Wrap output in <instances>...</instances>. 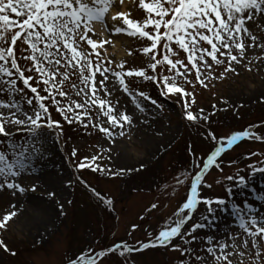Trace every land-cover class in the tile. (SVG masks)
I'll return each mask as SVG.
<instances>
[{"label":"rangeland","instance_id":"1","mask_svg":"<svg viewBox=\"0 0 264 264\" xmlns=\"http://www.w3.org/2000/svg\"><path fill=\"white\" fill-rule=\"evenodd\" d=\"M132 5L129 18L138 22L145 20L147 12L140 6L139 0H133ZM12 18L17 19L14 15ZM116 26H122V21ZM108 27V36L103 38L108 43L103 48L97 45L101 63L115 71H121L118 65L123 64L125 73L128 70H144L148 75L159 77L175 74V70H168L170 66L157 65L155 71L148 68L154 61L150 59L152 54L143 52V48L151 43L147 38L130 36L127 32L117 34L113 30V22ZM246 27L258 38L264 37V16L256 13L251 21H246ZM82 47L91 48L90 45ZM173 48H176L174 43ZM20 51L17 50V57L21 67H30L22 59ZM24 55H28V52L25 51ZM186 57L187 53L179 50L178 57L170 58H179L188 63ZM90 58L95 63L94 53ZM157 58H161V55ZM206 59L213 64V68L210 77L207 70L202 69L204 84L196 79L195 69H192L187 72V81L190 83L185 77L178 76L177 86L183 87L184 92L194 98L190 109L194 115L199 110L209 115L207 122L188 121L181 98L174 93L163 94L158 82L125 75L129 92H125L119 81L112 78L111 95L100 94L111 105L134 117L133 124L124 128L125 136L117 135L114 139H109L97 126H92H107L103 111L108 110V104L100 111L99 104L92 105L91 99L83 93L77 96L76 91L85 85L70 66L62 68L68 77L63 85L58 86L68 93V97L57 99L62 104L86 102L85 108L89 110V115L83 119L85 123L91 119V125L85 128L77 122L75 128H80V131L75 130L71 137L66 138V149H63L56 132L49 130L42 142L43 155H33L29 161V171L22 173L17 180L26 191L14 194L11 189H0V219L9 211H18L17 217L9 221L6 228L0 229V240L8 249L5 251L0 246V264H69L81 256H93L98 250L108 248L117 241H126L130 246L148 242L166 226H174L175 214L186 203L196 174L203 169L209 154L222 143L226 144L224 138L242 130L255 131L254 134L264 136V50L254 45L247 55V61L251 63L246 61L235 65V73L224 72L227 62L217 66L210 57ZM66 63L62 60V64ZM177 69L185 71L181 65H177ZM221 74L224 78H220ZM108 75L112 77L111 73ZM18 86L24 87L22 82ZM140 92L156 100L159 107L152 105L151 99L139 97ZM184 92L181 97L189 99L184 96ZM134 95L142 101L145 108L143 113L133 103ZM25 97L32 98L27 89L23 95L17 94L16 101L27 109ZM10 99L6 93L0 94V100ZM76 111L83 113L84 109ZM3 112L8 114L6 109ZM52 113L54 119L64 121L54 108ZM7 130L14 135L21 133L15 139L0 140V148L8 152V158L12 159L8 148L11 140L19 144H31L32 139L15 127H8ZM66 130L70 128L66 127ZM144 133L153 140H143ZM213 134L215 140L212 139ZM117 148L127 160L124 161L123 156L118 158L117 155L122 153L115 151ZM74 150L76 156L72 157ZM222 154L216 164L202 175L203 182L198 194L201 202L194 211H184V214L190 213L192 219L182 232L190 231L196 223L205 224L204 228L194 233L195 240L186 236L185 239L192 242L185 243V240L177 237L167 246L156 250L149 248L134 256H121L119 251L108 252L103 257L95 256L97 264H199L195 257L200 256L205 257L204 264H216L213 256L205 251L209 246L217 249L215 255L220 257V264H227L220 255V245H227L224 255L228 256L231 264H261L255 253L260 251L264 257V238H256L257 248L247 231L255 230L258 226L264 227V172L256 170L264 167V139L245 137L240 144ZM93 156L98 159L93 161ZM77 162L86 165L82 173L76 170ZM219 163L222 164L221 169H217ZM97 165L112 173L121 169L140 168V171H125L121 176H114L106 171H93ZM229 176L233 179L228 180ZM241 176L245 178L243 184L240 183ZM177 178L184 183L178 184ZM86 182L89 186L84 185ZM32 185L38 186L37 192L30 191ZM51 190H57L58 202L49 200L47 193ZM28 196L43 197V204L47 202L51 207L46 205L33 212L27 226L20 218V211L28 210ZM218 198L224 199L225 205L217 206L215 201ZM241 198H251L250 203L234 212ZM204 199L214 202V211L203 203ZM106 200H111L112 205H107ZM153 203L157 205L155 209L151 207ZM60 204H63L62 211ZM48 208L51 211H47ZM48 213H54L52 221L38 219V215L46 217ZM236 214L239 216L237 220L234 219ZM253 216L260 223L249 225L247 230L242 229L240 225L250 221ZM209 237L212 239L209 240ZM245 241H248L247 247L244 246ZM177 246L181 250H174Z\"/></svg>","mask_w":264,"mask_h":264},{"label":"snow or ice","instance_id":"2","mask_svg":"<svg viewBox=\"0 0 264 264\" xmlns=\"http://www.w3.org/2000/svg\"><path fill=\"white\" fill-rule=\"evenodd\" d=\"M126 2L127 0H0V61H2L0 63V94L6 93L11 97L8 101L0 100V136L13 138L14 133L7 129L15 127L18 131L27 133L32 139L31 144H19L11 140L8 148L11 150L12 159L8 158V152L0 148V189H11L14 194L17 191L24 193L26 189L17 183V180L22 173L29 171V161L33 155H43L42 142L46 133L52 130L58 137L62 135V123L52 118L49 105L69 124L79 122L85 128L91 125V119L88 123H85L83 119L84 116L89 115V110L85 108L86 102L62 104L57 99V97H68V93L58 86L63 85L64 80L68 77L67 72L62 71V68L70 66L85 85L84 88L76 91L77 96L83 93L84 96L91 99L92 105L99 104L100 111H103L104 106L108 104V110L103 111V116L107 118V126H92H97L99 131L109 139H114L117 135L125 136L124 128L133 124L134 117L126 111H120L109 101L101 98V93L111 95L112 78L119 81V85L125 92H129L125 75L127 77H143L149 82H158L163 94L174 93L181 98L188 121L203 120L207 122L210 117L208 114H204L203 110H199L196 115L190 110L194 98L184 92L183 87L177 86V77L183 76L187 81V72L195 69L196 79L204 84V79H201L204 75L202 69L207 70V75L210 77L213 68V64L209 63L206 57H210L217 66L227 62L224 72L235 73V65H241L247 61L248 52L254 45H258L261 50H264V37L258 38L246 27V21H251L256 13L264 16V0H151L147 3L145 0H139L140 6L147 12V18L138 22L129 18V13L117 11L111 16L113 30L117 34L127 32L130 36L139 35L147 38L151 43L150 46L143 48V52L152 54L150 59L154 61L148 65V68L155 71L157 65L170 66L168 70H175V74L159 77L148 75L144 70H128L125 73L123 64L118 65L121 71H115L100 62L101 57L100 52L97 51V45L99 44L103 48V45L108 41L99 39L100 34L95 30V23L99 22L107 26L106 15L110 9L113 6H123ZM13 15L17 19H13ZM121 21L122 26H116ZM173 43L176 46L175 49ZM5 45L7 46L5 47ZM82 45H90L91 48L86 49ZM17 50H21L22 59L28 62L30 67H21L17 58ZM179 50L187 53L188 63L179 58L175 60L170 58L178 57ZM25 51L28 52V55H24ZM93 53L96 57L95 63L90 58ZM157 55H161V58L158 59ZM219 57H223V59ZM257 59L260 58L257 57ZM62 60L67 63L62 64ZM247 62L251 63V61ZM177 65H181L185 71L181 72L177 69ZM26 73L28 74L26 75ZM108 73H111L112 77ZM58 77H63V79H58ZM220 78H224L223 74ZM19 82H22L24 87H19ZM187 82L190 83V81ZM72 87L76 88V85ZM26 89L33 94L32 98L25 97L27 109L16 101L17 94L23 95ZM182 92L189 99L181 97ZM139 97L144 100L151 99L144 92H140ZM132 101L140 112L145 111L142 101L137 96L134 95ZM151 104L159 107L154 99H151ZM5 109L7 115L3 112ZM77 109H84V111L81 113L76 111ZM241 137L264 139V136L256 135L251 131H242L232 134L224 140L228 146H231ZM212 139H216L214 134ZM224 151L225 146L222 143L207 157L203 163V169H209L214 165L217 157H220ZM72 156H76L75 150L72 152ZM91 159L96 161L98 157L93 156ZM77 167L83 169L86 165L83 162H78ZM88 167L91 166L88 165ZM142 167L143 165H141ZM92 170L106 171L110 175L121 176L125 171L139 172L140 168L121 169L112 173L109 169H102L97 165ZM256 170L264 172V167ZM201 177L202 173L196 174L191 183V195L175 214L174 226H166L164 230L158 232L154 239L141 243L136 249L127 244L118 243L108 251L113 253L119 251V254L123 256L126 252H140L148 248L167 246L177 237L185 240V243L195 240L194 233L197 229L204 228V223H196L188 232H182V230L192 219V215L184 214V210L194 211L201 202L197 199V184L201 181ZM227 179L232 180L233 177L229 176ZM244 182L245 178L241 176L240 183ZM177 183L183 184L184 181L177 178ZM37 189V185H32L30 191L35 193ZM47 195L49 200L58 202L56 199L57 190L48 191ZM105 203L109 206L112 205L111 200H106ZM203 203L208 206L209 210L214 211L212 200L204 199ZM215 204L223 206L225 200L218 198ZM59 207L62 211L63 204H60ZM151 207L155 209L157 205L153 203ZM13 209H15V205H13ZM17 215L18 211L16 210L7 212L0 219V229L6 228L8 222ZM205 219L207 218L205 217ZM259 223L260 221L253 216L250 221H245L240 226L247 230L249 225L256 226ZM247 234L252 238L253 244L259 248L256 238L258 236L264 238V227L258 226L255 230L247 231ZM186 236H191L192 240H186ZM211 239L209 237V240ZM247 245L248 241H245L244 246L247 247ZM0 246L4 247L5 251L8 250L2 240H0ZM226 247L227 245L219 246L220 255L227 261V264H231L228 256L224 255ZM174 250L181 249L177 246ZM205 251L208 255L213 256L216 264H220V257L215 255L217 251L215 247L209 246ZM97 255L103 257L105 253L101 251ZM241 255L243 254L241 253ZM255 255L261 264H264V257L261 256L260 251H257ZM195 259L199 264H204L205 257L200 256ZM80 262L81 264H97L94 256H89L87 259L81 256ZM69 264H78V262L71 260Z\"/></svg>","mask_w":264,"mask_h":264},{"label":"bare ground","instance_id":"3","mask_svg":"<svg viewBox=\"0 0 264 264\" xmlns=\"http://www.w3.org/2000/svg\"><path fill=\"white\" fill-rule=\"evenodd\" d=\"M119 9L123 12H126L127 11V3L123 6H119ZM117 12V7H112L109 14L112 16L114 15L115 13ZM95 30L100 34V36H105V34L107 33L106 29L104 28V26L102 24H100L99 22H96L95 23ZM94 38H97V37H94ZM143 140L145 141H152L153 138L151 136H148L147 133H144L143 135ZM115 151H120L119 148H117ZM122 153V151H120ZM118 158L120 159L122 156H123V160H127V158L123 155H117ZM43 198V197H41ZM41 198H32L31 196H28L27 197V205L26 207H28V210L24 209V210H21L20 211V215H21V220H23L24 224L25 225H29L30 224V221H31V215L33 214V212L35 211H38L40 208H43L45 207L46 205L50 206L51 204L47 203V202H44L43 204V200ZM51 207V206H50ZM31 210V211H30ZM47 211H51V208H48ZM41 213H43V211H40ZM39 213V214H41ZM44 214V213H43ZM54 213H48L46 217L44 216H40L38 215V219L40 221H52L54 215Z\"/></svg>","mask_w":264,"mask_h":264}]
</instances>
